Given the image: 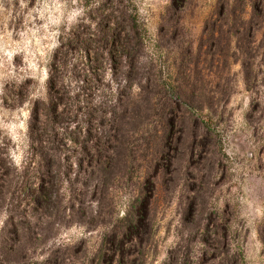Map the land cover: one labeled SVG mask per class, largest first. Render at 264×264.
<instances>
[{"label":"rangeland","instance_id":"1","mask_svg":"<svg viewBox=\"0 0 264 264\" xmlns=\"http://www.w3.org/2000/svg\"><path fill=\"white\" fill-rule=\"evenodd\" d=\"M248 4L0 0V228L8 215L9 230L20 211L28 215L29 197L50 219L36 229L28 264H52V256L87 264L100 247L106 260L112 256L107 234L143 180L151 146L143 151L132 134L131 178L112 185L99 205L77 175L78 160L96 108L116 88L135 96L142 73L163 83L178 77L181 86L190 79L197 113L207 119L198 120L194 155L188 158L183 138L173 171L156 186L143 264H264V3L255 11ZM120 12L135 17L142 38L132 68L125 50L98 37L108 25L126 32ZM176 61L184 73L176 74ZM150 119L144 123L154 124ZM42 156L52 175L49 199L59 193L53 211L38 190ZM73 189L81 208L70 211Z\"/></svg>","mask_w":264,"mask_h":264},{"label":"trees","instance_id":"2","mask_svg":"<svg viewBox=\"0 0 264 264\" xmlns=\"http://www.w3.org/2000/svg\"><path fill=\"white\" fill-rule=\"evenodd\" d=\"M248 2L255 11L264 0H248ZM220 3L219 14L224 15L225 2L220 1ZM119 17L127 25L126 32L120 33L115 27L108 25L109 31L101 33L103 36L98 37L106 40L111 46L117 45L125 50L128 59L123 60L126 65L128 64L127 67L132 68L140 60L133 58L137 48L142 45V38L134 16L120 12ZM107 18V22H114V16ZM172 26L176 27V24ZM182 66L181 62L176 61L174 65L176 74L184 73ZM125 72V75L128 74L127 71ZM141 76L143 80L137 83L136 95H123L116 88L113 99L102 102L96 108L98 121L90 124L91 127L85 132L84 141L87 142V148L83 151L82 158L78 160L80 169L77 175L84 177L85 182L89 181L97 205L102 203L112 185L119 180L127 181L131 178L136 162L134 146L130 145L132 134H138L137 137L142 139L143 151L151 146L150 156L144 165L143 180L138 181L136 191L129 199L127 210L118 217L110 213L111 216H115V223L106 239L112 256L106 260L104 248L100 247L95 252L94 259L87 264H143V248L150 235V228L145 218L149 216V204L154 199L156 186L163 184L165 174L173 171L171 163L181 152L180 144L183 138H189L185 148L188 158L194 155L196 146L198 147L197 136L202 134L198 133L200 128L198 120L203 125H207V119H203L204 117L197 113L202 107L196 98L193 84L189 83L190 79L185 78V85L181 86L178 77H174L170 83H163V80L150 73H142ZM148 116L149 119L151 116L155 120L151 126L148 122L144 123ZM41 159L44 161V168L37 178L38 190L44 200L51 203L53 211L60 203L59 193L55 189L49 199L48 190L52 187L50 181L52 175L48 170L47 158L42 156ZM69 184V188L72 187V182ZM146 185L149 189L145 188ZM77 194L75 189L71 191L73 198L68 205L70 211L81 208V201L76 200ZM26 206L29 209L28 215L20 211L15 217L11 230H9L11 226L9 215L0 228V264H28L26 252L37 240L36 229L50 220L42 208L41 210L36 208L35 199L31 200L29 197ZM38 211L41 213L38 214ZM51 258L54 262L52 264H60L56 256ZM49 261L44 259L39 264H49Z\"/></svg>","mask_w":264,"mask_h":264}]
</instances>
